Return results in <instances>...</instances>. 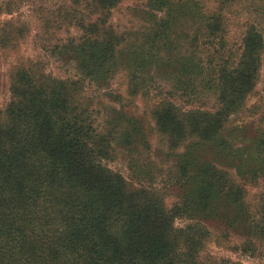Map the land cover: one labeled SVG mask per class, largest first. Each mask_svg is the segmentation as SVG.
<instances>
[{"label":"rangeland","instance_id":"obj_1","mask_svg":"<svg viewBox=\"0 0 264 264\" xmlns=\"http://www.w3.org/2000/svg\"><path fill=\"white\" fill-rule=\"evenodd\" d=\"M187 1L109 0L91 31V0H0V112L15 69L41 72L75 97L105 166L196 226L201 264H264V0ZM243 68L255 77L235 81ZM238 87L250 91L229 105ZM202 162L217 168L210 198L189 184Z\"/></svg>","mask_w":264,"mask_h":264},{"label":"trees","instance_id":"obj_2","mask_svg":"<svg viewBox=\"0 0 264 264\" xmlns=\"http://www.w3.org/2000/svg\"><path fill=\"white\" fill-rule=\"evenodd\" d=\"M108 2L91 0L89 30H96L99 6ZM13 34L5 33L7 43ZM253 35L245 56L255 52ZM83 61L88 66L94 57ZM40 73L27 65L15 69L12 100L0 112V264H201L196 226L177 228L179 214L156 189L136 187L105 166L99 138L81 121L75 97L45 86ZM255 73L243 68L234 80ZM249 91L231 90L229 105ZM206 129L199 122L193 126L201 139ZM216 170L202 162L189 177L203 198L217 194L211 188L219 182Z\"/></svg>","mask_w":264,"mask_h":264}]
</instances>
